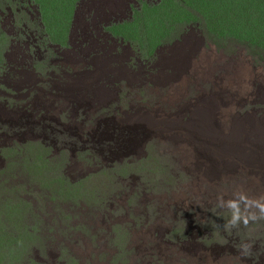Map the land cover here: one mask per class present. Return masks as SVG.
I'll list each match as a JSON object with an SVG mask.
<instances>
[{
    "label": "rangeland",
    "instance_id": "rangeland-1",
    "mask_svg": "<svg viewBox=\"0 0 264 264\" xmlns=\"http://www.w3.org/2000/svg\"><path fill=\"white\" fill-rule=\"evenodd\" d=\"M102 2L13 0L18 12L14 18L27 26L30 40L25 37L24 41H34L42 48L72 38L79 26L98 29L99 22L106 20L97 12ZM176 9L184 12L166 17L171 12L162 5L160 16L164 18L150 17L143 28L135 21L138 15L132 20L127 16L106 33L103 27L113 22L107 19L101 29L89 36L86 31L78 41L82 39L85 46L97 34L112 50L126 53L129 63H136V59L153 58L159 45H171L189 33L197 44L193 50L196 70L209 71L184 92L187 97L196 92L193 97H197L203 90L206 95L195 105V112L219 120L211 128L205 122L198 128L187 127L181 136L176 126L166 123L149 129L140 112L133 115L131 126L114 121L110 129L100 127L94 133L98 121L82 138H76L75 129L71 134L64 132L62 126L49 121V113L43 118L49 122L37 125L41 114L32 109L35 101L30 96H0V247L11 248L9 256L0 253V264H43L31 251L29 240L34 231L37 248L45 233L46 241L56 246L64 236L58 258L47 260L46 248L40 252L45 264H192L166 244L176 240L185 224L170 218L165 210H175L171 202L180 201L187 205L183 215L189 221L210 217L204 224L220 223L214 231L216 238L205 245L238 255L242 262L259 255L255 264H264V210L253 207V196L244 188L246 184L251 192L259 177L250 173L254 164L247 161H243L246 171L229 170L232 152L227 155L223 146L228 139L240 137L236 147L247 149L256 128L261 134L254 140L264 136V0H179ZM4 68L0 61V80L13 86ZM0 89L6 88L0 85ZM139 89L145 91L138 93ZM167 93L148 84L136 89L139 99L134 97L133 106L148 110L160 98H169ZM185 100L180 99L178 107ZM215 133L222 140L213 137ZM205 145L214 146L207 158ZM193 150L205 158L207 173L189 165ZM230 150L238 156L243 152ZM257 166L264 173V166ZM71 177L79 178L74 186H80L81 200L72 197L75 190L67 196L52 189L56 180V187L59 183L69 186ZM133 178L139 180L131 188ZM60 201L66 204L70 220H57L64 214L58 207Z\"/></svg>",
    "mask_w": 264,
    "mask_h": 264
},
{
    "label": "clouds",
    "instance_id": "clouds-1",
    "mask_svg": "<svg viewBox=\"0 0 264 264\" xmlns=\"http://www.w3.org/2000/svg\"><path fill=\"white\" fill-rule=\"evenodd\" d=\"M178 1L103 0L97 12L101 17H106V20L99 22V28L103 27L107 19H111L113 22L103 27V30L108 33L110 26L127 19V16L128 19L132 20L137 15L139 18L135 21L140 23V28H143L145 27L143 22L150 17L156 15L153 19L164 18V16H160V9L164 4L168 6V11L171 12L165 16H174L175 18L179 12L180 14L184 12V9L177 11ZM12 5L13 0H0V61L5 65V68L2 69L4 74L10 76L11 84H13V86H9L0 80V85L6 88L5 91L0 89V96L5 98H12L13 94L15 97L23 95L26 98V96H30L35 101L32 103V109L36 108L37 114H41L39 120L35 122L37 125L45 126L47 122L51 121L57 126H62V130L66 133L71 134V130L75 129V133H78L76 138H82L81 135L87 130H91L98 121L100 122L94 133L98 132L100 127L110 129L114 121L124 126H131L134 122L133 115L143 112L141 117L149 129L152 130L156 125L160 126L161 123H166L172 128L176 126L179 134L183 136V131L187 127H197L200 122H205L208 125L207 128H211L219 120L218 116L212 120L209 114L205 113L201 116V112H195V105L206 95L203 94V90H199L197 97H193L196 92L190 97H187V91L184 92V88L197 84L202 74L209 71L207 70L209 68L205 67H203L207 70L205 72L201 69L196 70V58L193 50L197 44L189 33L171 45H159L153 58L136 59V63H129L126 53L112 50L113 46L100 41L97 34L91 36L85 46L82 39L78 41V37L86 31V35L89 36L91 31L99 29L92 25L86 30L79 26L78 32L75 31V36L72 38L58 43L51 42L42 48L36 45L34 41L25 42V37L27 38L30 33L26 35L27 26L25 28V24H18L15 21L14 16L18 12ZM35 6L39 9L37 4ZM151 26L152 24L149 23V29ZM129 27L134 30L131 26ZM127 38L131 40L129 36ZM59 50H68V52L62 54ZM193 63L194 69L192 68ZM213 75L214 72L210 68V76ZM148 84L168 90L166 97L169 98H160L158 102L152 103L153 106L148 107V110L135 108L133 99L134 97L139 99V94H134L136 89L146 88ZM98 90L101 91V94ZM142 91L145 90L139 89L138 93ZM184 98L186 99L185 102L178 107L179 100ZM147 101L151 102L149 99ZM183 107H186V112H181ZM189 108L191 110H188ZM48 113L50 114L49 121L43 119ZM226 119L228 118L223 120ZM260 134V129L256 128L253 140L249 141L250 145L247 149L236 147L239 145L236 139L240 137L228 139L227 144L223 146L227 149V155L229 151L232 152L230 159H228L229 170L246 171L243 161L254 164L253 171L250 173L258 175L259 181H255L257 185L251 192L248 191L246 184L244 188L253 196V207L264 210V173L257 166L258 163L264 166V136L258 141L254 140ZM213 137L219 138L216 133ZM102 138L96 143L100 144ZM205 146V158H207L212 155L214 146ZM231 147L237 151H243L242 154L238 156L236 152L230 150ZM136 157L138 154L135 155ZM205 158L197 150H193L189 156V165L196 167L198 171L207 173L208 169L203 166ZM207 162L210 165V162ZM210 169L212 172L211 166ZM79 171L83 172L82 170ZM75 174H79V172H75ZM138 180L133 178L129 186L132 188ZM69 182V186H63L59 183L56 187L58 184L56 180L52 183L54 185L52 189L54 192L67 196L75 190L72 197L81 200L82 197L78 192L81 188L78 184L74 186L79 182V178L71 177ZM189 197L190 195L187 198ZM171 205L176 209L164 208L170 218H178L185 224L181 227L176 240L174 242L166 241V244L171 250L175 248L173 252L181 258L192 264H255L259 255L250 257L251 261L246 259L242 262L241 260L238 261L240 259L238 255L224 254L216 249L212 250L213 244H204V242L216 238L214 231L217 233L219 222L217 225H213V223L212 225L204 224L212 220L210 217L203 221L197 219L189 221V217L183 215L187 206L183 201L177 204L171 202ZM58 207L64 211V214L57 220L59 222L70 220V213L66 204L60 201ZM209 215V212L205 213V216ZM31 236L29 241L32 244L33 256H36L35 260L43 264L46 263L44 258L39 256L44 248H46L47 260L52 261L59 257L60 250L65 244L63 235L60 239L61 245L56 246V244L46 241L45 233L44 242L40 248L34 244L35 239L38 238V233L34 231ZM158 240L159 238L156 239V241ZM140 241L145 242L146 240ZM9 251L11 248L7 250L5 245L0 247L2 255L9 256Z\"/></svg>",
    "mask_w": 264,
    "mask_h": 264
},
{
    "label": "bare ground",
    "instance_id": "bare-ground-1",
    "mask_svg": "<svg viewBox=\"0 0 264 264\" xmlns=\"http://www.w3.org/2000/svg\"><path fill=\"white\" fill-rule=\"evenodd\" d=\"M18 16H19V15H18ZM31 17H32V16H30V18H31ZM16 18H17V17H16ZM36 19H37V18H36ZM32 20H33V19H32ZM16 21H17V20H16ZM40 23H41V22H40ZM33 25H34V24H33ZM41 25H42V24H41ZM43 27H44V26H43ZM37 28H38V27H37ZM39 30H40V29H39ZM85 30H86V29H85ZM26 33H27V32H26ZM31 33H32V32H31ZM33 36H34V35H33ZM46 36H47V35H46ZM28 37H29V36H28ZM28 37H27V38H28ZM43 37H45V36H43ZM40 38H41V37H40ZM40 38H39V39H40ZM33 39H35V38H33ZM48 39H49V38H48ZM120 52H121V51H120ZM131 62H132V61H131ZM0 70H1V69H0ZM1 74H2V73H1ZM3 74H4V73H3ZM6 77H7V76H6ZM9 77H10V76H9ZM9 77H8V78H9ZM8 80H9V79H8ZM6 83H7V82H6ZM202 124H204V123H202ZM200 125H201V124H200ZM204 126H205V125H204ZM197 128H198V127H197ZM204 129H205V128H204ZM262 167H263V166H262Z\"/></svg>",
    "mask_w": 264,
    "mask_h": 264
}]
</instances>
